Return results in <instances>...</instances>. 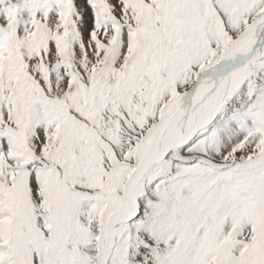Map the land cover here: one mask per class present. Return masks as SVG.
<instances>
[{
    "label": "snow or ice",
    "instance_id": "obj_1",
    "mask_svg": "<svg viewBox=\"0 0 264 264\" xmlns=\"http://www.w3.org/2000/svg\"><path fill=\"white\" fill-rule=\"evenodd\" d=\"M0 264H264V0H0Z\"/></svg>",
    "mask_w": 264,
    "mask_h": 264
}]
</instances>
